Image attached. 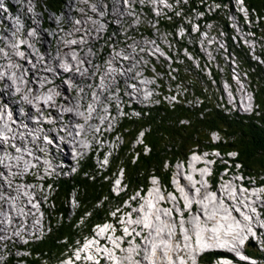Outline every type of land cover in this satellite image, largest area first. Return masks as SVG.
I'll list each match as a JSON object with an SVG mask.
<instances>
[{
	"label": "rangeland",
	"instance_id": "374dc122",
	"mask_svg": "<svg viewBox=\"0 0 264 264\" xmlns=\"http://www.w3.org/2000/svg\"><path fill=\"white\" fill-rule=\"evenodd\" d=\"M74 1H79V0H74ZM81 2H85L88 6H89V10L91 12H93V14L96 17H93V14L90 13V15L85 16V18L82 19H77L75 18L74 15H69V12L71 11H76L79 8L77 6H71L70 5V1L69 0H63V4L61 5L60 2L57 0V6L54 8H47L46 7V1L45 0H11V2L13 3V5L15 6V9H17V14L19 11H22L23 6H26V10L22 11V13L20 14V17L14 15L13 17H10L9 15H5V18L7 19L6 21L11 22V21H16L17 25L12 24L11 23V29H5V32L3 29H1V31H3V34H0V38L6 40V47H16L19 45H23L24 47L27 46V51L24 49V52L21 51H17V50H13V54H17V55H22L25 54L24 57H22V63L25 64L26 68H23V70L21 71V73L19 72V74H14V77H11L13 75V73L11 72L9 74V80L13 86V88L16 91L20 90L21 84L23 83V81L26 80L29 81V87L35 89V88H45V84L46 81L45 80H38L37 77L41 76L40 75V70L39 72H36V67L39 66L38 65V61H36L34 59V57L28 59V53H32L34 55V45L37 42V37L40 38V43L43 45V49L42 46L40 47L41 50L44 52L43 55H49L50 57H52L51 54V46H49V42L48 41H44L42 40L43 38L45 39H52V32H50L49 30L44 29L46 26L48 25H52V24H56L58 20V18L61 16H65V23L70 21V23H78L77 25H80L83 23L84 25L87 23L86 20H88L89 22V26H85L84 30H80L79 36H77V41H85L87 42L88 40H93L97 46H96V50L97 51H101L104 47H107V49L110 51V53L114 50L116 51L117 48L121 47V41L123 38L117 39L115 41H112L109 43L108 40H112L115 36L114 33L111 32V27H113V24H118L115 23L113 21V18H107L108 15V8H107V3L104 0H95L94 2H91L90 0H80ZM111 1V0H109ZM172 3L171 5L168 4L167 2H165L164 0H154L153 1V7L148 4V7L151 8V14H154L155 17H157L158 19H156L158 22H161V18H159V16L161 14H163V18H164V14L170 13L174 7H179L181 8L183 6L184 9H186L187 6H191L190 4V0H171ZM1 0H0V11L3 13L2 8L3 6L1 5ZM119 5H121V7H123V9L126 8V0H119L117 2ZM159 4L158 6H156V4ZM194 3V0H193ZM31 5V7H29ZM100 5L102 10H98L97 6ZM158 7V8H157ZM166 7V8H164ZM36 8V9H34ZM237 6L233 7V11L237 12ZM216 9V8H215ZM236 9V10H235ZM228 12V9H225ZM53 11V12H52ZM54 12H58L56 18H55V14ZM155 12V13H154ZM117 13H120V11H118ZM181 11H178L177 13L174 14V17L177 18L181 15ZM193 13V12H192ZM141 14H146L144 11L140 12V17L138 18V20H136L135 22H130V20H126L128 18H126L125 20H121L120 25L124 26L126 30L131 31L132 27H137L138 25H141L143 19ZM117 15V14H116ZM122 14L117 15V17L121 16ZM194 16V14H193ZM210 16V15H209ZM243 28L247 29V33H246V37L250 40L249 41H244L243 39H239L238 44L241 45L243 47V49L247 50V53L250 57L251 61L256 60L257 58L253 57V52L254 49L251 48L253 44H256V48H255V53L256 54H260V55H264V44L261 43L260 41L264 42L263 37L261 38L260 36H255L253 34V32H250L249 29H253L258 22H262L264 23V16L259 20L258 18H253V22H249L247 21L245 18L246 16L243 15ZM202 17V16H200ZM103 18V19H101ZM197 16H194V19H196ZM182 19V18H181ZM182 21V20H181ZM189 19H185L183 20V24L185 25H189ZM228 22V29L230 30V32H232V35L235 36V34L237 33L239 35V37L241 36L240 30H241V25L237 23V25H235V22H237L235 19H233V22H230V19H227ZM96 28H94L95 26ZM223 24H220L219 22H217L215 20L214 23H211L210 25H203V29L205 30V33L199 34L198 36V41L195 43L196 44V48H197V52L199 54L202 55V60H203V69L201 71V74L204 75V77L210 81V85L212 86V91L214 93H218L220 92V94L222 95V97H218V101L220 102L221 98L223 100V103H225L226 105L229 104L231 110H238V111H244L248 108V105L252 102L254 96L253 90L250 91L249 88H247L248 85H250L251 83V78L248 75H245V73H247L245 71V65L240 66V63H237L236 60V55L232 52H226L227 48L224 45L225 43V38H226V33L223 32L222 30L224 29L222 27ZM143 27H146V24L144 23L142 25ZM2 27V26H0ZM199 27V26H198ZM95 29L94 31H91L92 29ZM105 28H108L109 31L107 33H103V29L105 30ZM257 29V28H256ZM163 28L161 27L160 30H155L153 29V31H151V34L155 37V39L160 42L159 44H163L166 48H171L172 44H173V40H175L174 42L176 43L175 48L177 47V42L180 39L179 36L177 35L176 37L174 36V38H172L170 41H168L169 39L168 34L166 33V36L163 34ZM196 30V25H193V21H191L190 26H189V33H193ZM69 31L71 34L75 33V29L74 28H69ZM139 30L135 31V36L137 37L139 35L138 33ZM228 32V31H227ZM82 33V34H81ZM100 33V34H99ZM123 33V32H122ZM17 34H19V36H17ZM87 35V36H85ZM59 35L57 38L60 39ZM32 38L34 39L35 42H31L29 41V39L27 38ZM12 38H14L15 40H11ZM100 39V40H99ZM129 40H132V38L127 37L125 39L126 42H128ZM223 39V40H222ZM230 39L232 40L233 43L237 44V40L231 36ZM139 41V40H138ZM144 41L145 44V40H141L139 43H142ZM152 40H149V43L152 44ZM171 42V43H170ZM187 44L190 46H194L193 43L190 42L189 39L186 40ZM114 43V44H113ZM113 44V45H111ZM117 44V45H115ZM0 48V51L2 54L6 55L5 50H4V46ZM56 45V40L54 42V46ZM123 47V46H122ZM95 48V47H93ZM93 48H87L85 46V49L87 50L88 53H90L88 50L89 49H93ZM123 50H126L127 47H123ZM204 48V49H203ZM205 48H209L208 50ZM172 49H174L172 47ZM85 50V51H86ZM16 51V52H15ZM239 51H243L241 49H239ZM174 54H179L184 55V51H173ZM27 53V54H26ZM149 53V52H148ZM242 54V53H241ZM109 55V53H108ZM37 57V56H36ZM35 57V58H36ZM42 57V56H40ZM108 57V56H107ZM106 57V59H107ZM188 59H191V56L186 55L185 56ZM242 57V56H241ZM245 57V55H244ZM39 58V57H38ZM133 58H137V56H133ZM243 58V57H242ZM105 59V61H106ZM89 60V59H88ZM30 61V64H28V62ZM104 61V62H105ZM190 61V60H189ZM89 62V61H87ZM242 62V61H241ZM169 63V61L167 60V64ZM179 65L183 64L180 63L178 61ZM197 60L193 59V61L191 62L192 66L197 70L200 69V65L197 67ZM261 63L260 66L261 68L264 70V66H263V62H259ZM14 65V64H13ZM18 66V65H16ZM182 67V72L186 75V77H184L186 80L183 84H181V82L179 81L180 79L177 78V71L176 68H174L173 70L176 71V74L171 75L170 72H166V76L169 77L170 82L172 81H177V85L175 87V90H178L180 92V94H183L185 91L182 89L181 87L183 86H189L190 84L194 83L196 81V77H191L190 74L187 72V69L185 65H181ZM205 66V67H204ZM210 66V67H209ZM19 67V66H18ZM54 67V66H53ZM53 67H51L53 69ZM213 68V70L217 73V75L220 76V78L218 79V81L216 82H212V75L210 74V70L209 68ZM238 67V68H237ZM40 68V67H39ZM167 66H166V70H167ZM42 70V67L40 68ZM151 71H154V69H156V65L152 64L150 66ZM44 72V71H42ZM53 72V70H52ZM234 72H237L238 75H235ZM228 73L229 75V80L227 82L226 79V74ZM22 76V81L20 82V78ZM158 77L162 78L164 80V82L168 83V81L166 80V78L164 77L163 74H158ZM41 78V77H40ZM196 78V79H195ZM264 78V75H263ZM50 80V78H49ZM237 80V84L234 83V81ZM233 81V82H232ZM256 82H259L257 80V78H255ZM253 82V80H252ZM98 83H100L99 79H98ZM231 83V84H230ZM3 81H1V76H0V92L1 95H7L5 90H6V86L2 85ZM24 84V83H23ZM34 86V87H33ZM186 86V87H187ZM40 87V88H39ZM215 87V88H214ZM3 88V91H2ZM233 88V89H232ZM5 89V90H4ZM188 89V88H187ZM231 89H232V93H231ZM29 90V89H28ZM68 90V89H67ZM47 91H49L47 89ZM26 93V92H25ZM29 93V92H28ZM233 95L232 96H230ZM218 96V95H217ZM9 98V96H8ZM8 98L6 100H8ZM27 98V96H26ZM14 100V99H13ZM31 101L33 103L34 100L30 99L28 97L27 103L31 104ZM232 101H234V103H232ZM249 102V104L245 103ZM128 105L131 104V102L127 103ZM32 105V104H31ZM36 104L33 105V107H31V109H35ZM21 105H18V108H20ZM11 108V107H10ZM62 111L66 112L68 111L67 106L65 105V107L61 108ZM11 111L14 112L11 108ZM79 111V110H77ZM61 111L58 110V120H61L62 122L64 121L63 118L59 115ZM0 114H1V109H0ZM5 116L7 117L6 113H4ZM15 119L14 120H19L20 115L18 113L15 112ZM18 115V116H16ZM66 120V119H65ZM23 121V120H22ZM43 122L46 123L47 125H49V129L52 130L53 133H55V127L52 126L51 122H46L43 119ZM66 122V121H65ZM64 122V123H65ZM61 130H64L62 127H60ZM2 136V135H1ZM212 141H217V136L216 135H212ZM68 143V141H67ZM64 151V148H63ZM99 151V149H98ZM146 152V151H145ZM144 152V153H145ZM214 154H203L201 156H198L197 154H193L190 155V157H187L185 159V165H181L180 163L174 164L172 167V177H171V182H175L176 187L174 186V184H172L171 190H167L166 195H168V199L171 203V207H169L168 209H164L161 213H157V211L160 210V207L155 206L153 204V196L155 198V196H159L158 194H154L153 191H149L147 193L146 196H144L143 198H138V202L139 204L135 205V206H130L129 204H126L124 206L125 211H123L119 217H118V221L113 223V226H111V224H109L108 226L103 227L102 229H98L95 230L93 232V235H102V231L105 230H109L111 232V234H113L115 236V240H118L119 242H117L118 244H123L121 246H119L120 251H121V264H152L155 263V256L157 252H161V256L157 257L156 260H173L175 254L179 255L180 254V250L177 249L175 250L173 243L176 242L177 240H172L173 237L170 236L169 234H171L172 232L175 231V228L177 229L176 232H174V235L177 233L179 234V238H184L183 234L186 233V230L190 233V236H194V235H203L205 234V230L203 231V229H206L205 227H210L212 229H218L221 230L222 229H231L232 233L238 232L237 228L241 229L240 223L238 221V218H242L240 215H244L247 216V218H252L253 219H259L256 222H254L253 219H251V221L254 222L253 226L248 227V223L247 221H244V227H245V231L241 230L243 232H248V228H250L249 230L251 231V233L254 234V236H257V232L258 229L262 230V227L264 225V219L262 218V215L260 216L258 213V216H254L251 212H250V208L249 206L254 209L253 204H250L247 207V203H255L256 198L257 199H263L264 200V194L262 196V191L264 190L263 188H258L257 187V183H253L250 182L249 180L242 178L243 186H245V184L248 185V190H251L250 194H243L241 193L238 188L236 187L237 185V181L236 180H240L239 176L235 177V176H229L228 178H226V181H224V184L222 185V187L225 188V190L228 191L227 192H223L221 189V187L219 186V183L217 182L220 177L222 176V173L219 174L218 178L216 177H212L210 178L211 181H213L214 184V188L211 187L210 181L208 179V183H205V180H203V177L198 175V180L196 179V174H201L202 171L204 173H206L207 175L211 174V170L214 171V169H211V167H204L203 169H194V165L196 164V159L200 158L203 159L207 156H215L214 158L217 160V164H221L223 163L224 159H226V157L222 156V155H215ZM231 159H233V155L230 154ZM82 159V158H81ZM214 159V160H215ZM214 161L209 160V163L211 164ZM208 163V165H209ZM215 165V164H214ZM216 167V166H215ZM44 175L46 174V171H44L42 169ZM65 178V175L64 177ZM44 179V178H43ZM200 186L197 184V182H200ZM185 182H188L189 185H191V191H194V193H190V191L188 192L187 189L184 190ZM182 183V184H181ZM196 186L198 187H195ZM202 184V185H201ZM256 184V185H255ZM48 185V184H47ZM185 185V186H183ZM205 186L206 188L208 187L209 189H207L209 192L206 193L205 196H209L210 199L213 200L214 196H217L213 190L216 189L220 192H222L224 194V196H226L227 200L229 201V205H221L220 203H223L222 200L220 199V202H218V204L215 205V208H213L212 206L208 205V201L207 200H199V198L196 197V195L198 193H200V187L201 186ZM242 185H238L239 188H241L242 190L244 189ZM49 187V185H48ZM173 187V188H172ZM211 187V188H210ZM254 187L255 190H253L252 188ZM175 188V189H174ZM111 191L117 193L113 188H111ZM162 191L164 192V189H162ZM51 196H53V194L55 193V189L51 190ZM174 192L177 194V196L174 194ZM213 192V193H212ZM246 192V191H245ZM252 193H254V200L250 199L249 195H252ZM114 194V193H113ZM190 195L191 200H189L190 198H187L186 195ZM261 194V195H260ZM257 195L261 196V197H257ZM152 196V197H151ZM137 197V196H136ZM135 197V198H136ZM134 198V200H135ZM149 200V209L146 206L147 203H143V201H148ZM160 198L161 195H160ZM178 198L181 199V203L178 202ZM236 198V199H235ZM168 199H166L165 201H168ZM192 199L194 200L193 202H195L196 204H199L201 206L200 212H192L188 214V216L186 218H180L177 216L176 220L172 219V217H170L169 215H171V212L176 211L177 215L180 214V211L178 209V205L185 203L184 206L186 207H190L191 203H192ZM247 200V201H246ZM168 201V202H169ZM219 201V199H218ZM224 201V200H223ZM157 203L160 202V200H156ZM257 202H261V201H257ZM263 202V201H262ZM155 203V201H154ZM173 203V204H172ZM206 204V205H205ZM151 206H153L152 210H151ZM208 206V207H207ZM220 207H222V209L224 208L225 210V215L221 216L218 215V212L215 211V209H218ZM226 206V207H225ZM261 207L260 205H257L256 207ZM205 211L208 213V211H214L213 213H215V217H218L219 220V224H217V222L215 221V219H213L211 221V223H209L210 221H205L202 222L203 220H200L201 218H207L212 217L213 213L210 214H206ZM184 210V209H183ZM150 211L152 213V215L149 214ZM199 213V214H198ZM235 213L236 215H238L239 217L237 218H232L233 220H236V222H233V225L229 224V223H225L226 226H224L220 220L222 219H230V216L233 217L231 214ZM167 214V216H165ZM169 214V215H168ZM201 215V216H200ZM155 216V217H153ZM202 216H207V217H202ZM116 218V217H115ZM207 220V219H205ZM216 223V224H214ZM134 224H139L141 226H135ZM152 228H151V226ZM134 225V227H133ZM236 225H239V227H236ZM150 226V227H149ZM204 226V227H203ZM146 228L148 227L149 230L147 229L146 232L148 234V236H143L141 234V229L142 228ZM144 228V229H145ZM118 229V230H117ZM166 229V230H164ZM199 230H201L199 232ZM135 231V232H134ZM160 232H162L163 235H161V238L158 237V234H160ZM169 232V234L167 233ZM156 235V237H155ZM176 236V235H175ZM186 236V234H185ZM160 238V239H159ZM177 238V237H176ZM262 238V237H261ZM263 240V238H262ZM181 241L183 242V239H181ZM200 240H198L199 242ZM258 240H254V238H249L248 240H246V247L240 249V251H238V254L244 255V259H248L247 256L244 254L246 249L249 247L252 250L256 251L255 253L252 254H256L259 256L264 255V246L260 247ZM111 242V241H110ZM182 245L181 248H183L184 246H186L184 243H180ZM188 247L191 250H195V253L199 254L200 251L197 249H195L193 246H191L188 242ZM184 245V246H183ZM145 246V247H144ZM150 247H155L156 250L155 252L153 251L154 248L149 249ZM167 247V249L165 248ZM195 247H199L198 243H195ZM113 245L110 244L109 248L107 249L109 252H111V258L113 259V257L115 256L113 250ZM116 248V247H115ZM143 248V249H142ZM173 254L174 256L171 257L170 254ZM207 253H213V252H207ZM216 253V254H215ZM213 253V255H204L203 256V261L206 264H224L226 262V264H256L257 262L259 264L263 263L262 260L257 259L255 256L254 259H250L249 261L243 260L244 262H242V260L237 257L235 254V251H227V250H219L218 252ZM186 254V255H185ZM28 255H32L31 253ZM183 256H189L190 252L188 250H186L184 253L180 254ZM224 255L227 256H231L230 257V261H227V257H225ZM234 257H233V256ZM19 256V254L15 255L14 258H17ZM91 256V254H90ZM90 256L86 259H84L85 263L88 262V260L90 259ZM163 256V257H162ZM222 256V257H221ZM224 256V257H223ZM186 257H184V260H186ZM30 258V257H28ZM194 259V257L192 258V260ZM177 261L173 260V263H175ZM208 262V263H207ZM234 262V263H233ZM246 262V263H245ZM10 264H14L12 262V260L9 261ZM170 264V263H167Z\"/></svg>",
	"mask_w": 264,
	"mask_h": 264
},
{
	"label": "trees",
	"instance_id": "16d2710c",
	"mask_svg": "<svg viewBox=\"0 0 264 264\" xmlns=\"http://www.w3.org/2000/svg\"><path fill=\"white\" fill-rule=\"evenodd\" d=\"M45 1L48 9L56 7L58 3L57 0ZM58 1L63 4V0ZM205 1L217 2L220 6L230 3V0ZM194 2L199 4L197 0ZM246 5L255 15L261 17L264 14V0H246ZM220 12L224 13V8ZM214 18L216 16L212 19ZM217 21L227 30L225 15L221 16L220 13ZM170 22L161 23V27L171 31L178 20L172 19ZM259 24L254 31L264 39V23ZM261 43L264 44L262 41ZM191 50L196 56L195 48ZM232 51L240 66L245 65V71L251 78L248 86L254 92L257 110L249 115L226 112L222 99L221 102L218 101V97L222 95L220 92L214 93L210 81L201 74V58L197 60L201 66L197 70L187 59L183 60V64H175L176 75L178 79L181 78V84L186 80L181 65L187 66V72L191 77H196V81L186 85L187 87H181L185 91L183 94L175 90L178 83L174 81L172 87L176 92L177 103L154 105L147 108L141 118H125L119 123L118 133L123 135V141L118 152L109 158L107 173L99 172L89 159L81 163L80 172L71 181L61 179L57 183L52 199L57 211L63 216L59 215L58 221H62L52 225L49 235L33 247L31 258L26 259V264H58L60 257L76 241L91 233L93 225L110 220L114 211H119L122 207L125 199L147 187L150 177L168 187L173 165L184 160L193 151L213 150L224 155L233 153L231 155L234 160L227 162L239 167L240 172L250 179L264 184V70L259 64L251 63L244 51L235 48ZM210 74L212 82L218 81L219 75L212 68ZM140 131L144 134L145 149L138 144V148L133 146ZM212 133L219 136L218 141H212ZM220 166V169L226 167ZM117 170L123 172L126 195L115 196L110 189L109 178ZM218 172L215 169V177ZM71 189L76 193L78 206L69 219L66 201ZM245 252L255 257L258 254H252L256 251L249 247Z\"/></svg>",
	"mask_w": 264,
	"mask_h": 264
},
{
	"label": "bare ground",
	"instance_id": "6f19581e",
	"mask_svg": "<svg viewBox=\"0 0 264 264\" xmlns=\"http://www.w3.org/2000/svg\"><path fill=\"white\" fill-rule=\"evenodd\" d=\"M69 1H70V5L71 6H77L79 8L76 11L74 10V11L69 12V15L73 13L76 16V18L82 19V18H85V16L90 15V13L93 14V12H91L89 10V6L85 2H81L80 0L79 1L69 0ZM90 1L95 3V0H90ZM104 1L107 3V8H108L107 18H118V20H120V21L123 20V18H120L119 16L117 17V15H116L118 11H122L123 10V7H121V5H119L117 3L119 0H111V1L104 0ZM97 8H98V10H102V8H101L100 5H98ZM181 8H183V6ZM187 8H189V7L187 6L186 9ZM25 10H26V6L24 5L23 8H22V11H25ZM22 11H19V14H21ZM93 17H96V16L93 14ZM151 17H152L151 22L154 23V24H157L158 21L156 19H158V18L155 17L152 14H151ZM126 20H128V19H126ZM86 22L87 23L85 25L82 23L81 26H80V25H77V24H74V23H70V21H68L65 24L64 30L62 32L58 33V36L61 35L60 36V39L59 38H54V39H51V40L50 39H45V38L42 39L44 41L45 40L48 41L49 42V46L52 47L51 48L52 57H50L49 55H44V57H40L39 56V58H38V56H37L36 58H34L36 61H38V65L39 66H37V68L39 70H41L39 67H42L43 64H46V66L48 68H51V67L54 66L53 67L54 70H53V72L51 74L44 75V76L42 75V77H44V78L37 77L38 80H41V79L42 80H45L46 77H49L50 78V81L47 82L45 88H42V89H38V88H35L34 89L33 88V91L31 93V92L28 91V89H29V81H27V82L25 81L26 83L24 85H23V83L21 84V87H20V90L19 91H14L13 86L6 79H1L3 82H5V86L7 88V92L8 91L10 92V96L8 95V93H6L7 94L6 96L1 95V93H0L1 104L2 105L5 104L9 108V110H10V112L12 114V119H15V115L14 114H15V112L18 113L17 112V104H16V101L15 100L16 99L20 100V104L21 105H24L26 107V115H25V117L24 118L19 117V119H23L25 121V123H24L25 124L24 125L25 128H29L31 126V124H30L29 120L27 119V117H29L32 114H36L35 111H33V109H31V107H33L34 103L36 105H38V106L40 105V108L42 110H45V108H43V102L44 101H49V103H51L49 105H51V106L49 108H46L45 111L52 112L54 116H57V110H60L61 108L65 107V105L68 106V109H70L72 113L73 112H77V109L79 107L80 101L84 103L87 100V94H88V91L89 90L87 88H84V91L82 93H79V94H77L76 92H74L73 88H71L70 90H67V89H65V84L63 82V79L66 76H68L70 79H72L70 77V73L73 72V71H75V70H81V61L85 62L88 73H83V77L82 78H78L76 80L75 84H79L80 82H84L85 80H87L90 77V73L91 72H94V73H96V72H99V73L100 72H105L106 63L104 61H105L106 57L109 56L108 53L110 54V51L107 49V47H104L101 51H97L96 50L97 44L92 39L91 40H88V38H86L87 39V42H85V41H82V42L77 41V36H79L80 30H84L85 31L84 27L85 26H87V27L89 26L88 20H86ZM94 26H95V24H94ZM69 28H74L75 29V33L74 34L73 33L71 34L69 31L66 32V30L67 29L69 30ZM94 28H96V26ZM94 28L91 31H94L95 30ZM85 36H87V35H85ZM27 39H29V41H31V42H35L34 39H32V38H29L28 37ZM55 40H56V45L54 46ZM5 43L6 42L4 40H2V46ZM138 44H139V47L140 48L143 46L142 43H138ZM85 46L87 48H93V47H95V48L89 49L88 51L90 53H88L87 50L85 49ZM24 49L25 48H24L23 45H19V46H16V47H10V46L9 47H4V50H5L6 55H4V54H2L0 52V71H2V74H10L11 72H13L14 74H19V72L21 73V71L23 70V68L26 67L25 64L22 63V57H24L25 54L17 55V54H13L12 51L13 50H17V51L24 52ZM42 49H43V45H42ZM74 50L77 52L76 59H72L69 56V52L70 51H74ZM125 51L126 52H130L131 55H132V57L136 55L132 51V48H127ZM40 61H43V63H41ZM87 61H89V62H87ZM13 64L19 66L17 70L13 66ZM58 65H60L62 67H69L70 70L68 72L61 73L59 71V69H58ZM101 76L104 79L107 78V74L106 73H102ZM6 78H8L7 75H6ZM92 79H94V76H92ZM21 81H22V76L20 78V82ZM94 83H95V85L97 84V81L95 79H94ZM52 87H53V90L57 89V92L61 96H63V100L61 98H58V102H57L55 96H53L51 94V92L47 91V88L51 89ZM12 95H13V97L10 98ZM47 95L52 96V97H50L49 100H46ZM8 96H9V98H8ZM26 96H27V98H26ZM28 97L30 99L34 100L33 103L31 101V104L32 105L29 104V103H27ZM7 98H8V100H6ZM51 100H54V102H52ZM106 100L107 99L105 97L102 98V101H106ZM39 102H40V104H39ZM10 107L12 108V110L14 112L11 111V108ZM97 112H100V107L97 110ZM16 116H18V115H16ZM67 119H68V122L66 123V125H62L60 121H58L57 124H58V126H62L65 130H67L68 133L71 134V133H73V129H72L73 122L75 120H77V119H80V117H79V114H76L75 113L74 115H68V118ZM10 130H13L15 132L17 131V130L14 129L13 126L10 127ZM72 140L73 141L77 140V136L76 135H73ZM63 148L65 150V147L63 145H60L59 146V149L62 150V151H63ZM197 177H198V174H196V179L198 180ZM200 183H201V180H200V182H197V184L199 186H200ZM185 185H183V186H185L184 187V190L187 189L188 192L190 191V193L193 194V191H191V189H190L191 188V185H189L188 182H185ZM207 189H209V188L208 187L206 188L204 185L201 186L200 187V193H198L196 195V197L199 198V200H207L208 201V205L209 206H212L213 208H215V205L218 204V202H220V199L223 202V203H220L221 205H226V206L229 205V201L227 200L226 196H224V194L222 192L219 193V191L216 190V189H214V190L216 191V195L217 196L214 195L213 200L210 199L209 196H205L206 193L210 191V190L208 191ZM252 189L255 190L254 187ZM221 190L224 193L225 192L228 193V191L225 190L224 187ZM176 193L174 192V194L177 196ZM36 195H42V193L39 190H37L36 191ZM186 196H187V198H190L189 200H191V197H190L189 194L186 195ZM246 196H247V194H246ZM249 196H250V199L254 200V193H252V195H249ZM218 199H219V201H218ZM180 201H181V199L178 198V202L179 203H181ZM193 201L194 200L192 199V203H191L192 205H191V207L194 208V212H200L201 206L199 204L194 203ZM51 202L52 201L50 199L48 200V199H46L45 196L42 195V210H50V203ZM164 202H165V204H169L168 201H164ZM136 203H138V199H136L135 204ZM246 204H247V206H249L250 204H253V206L260 205L261 207L258 206V208L262 212V218L264 219V202H257V201H255V203H253V202L247 203L246 202ZM203 209L205 211V208H203ZM215 211L218 212V215H221V216H224L226 214L224 208L222 209V207H220V206H219L218 209H215ZM213 212L214 211H208V213H207L205 211L206 214H210V213H213ZM8 213H10V215H13V216L16 217V223H18L19 217L22 220H24V222H26V219H27L26 207L25 206H22V204H16V203H13V202H4L3 204L0 205V214H8ZM38 213L42 215L43 219H45V212H38ZM187 214H188V212H187ZM187 214H184L185 217H187ZM150 215H152V213ZM231 215L233 217L230 216V219H222V220H220L221 223L224 226H226L225 223H229V224L233 225V222H236V220H233L232 218L235 219V218L239 217L235 213H232ZM58 217H57V221L60 218V217L59 218ZM153 217H155V216H153ZM202 217H207V216H202ZM205 219L206 218H201L200 220H203L202 222L209 221V220H205ZM251 219H253V217ZM238 221L240 223L241 229L240 228H237V231L238 232H240L241 230H244L245 231V227H244V224H243L244 223L243 219L242 218H238ZM209 223H211V221ZM134 225L141 228V226L139 224H134ZM134 225H133V227H134ZM150 226H151V224H150ZM151 228H152V226H151ZM147 229L149 230L148 227H146L145 229L142 228L140 230L141 231V234L143 236L144 235L145 236H148V234L146 232ZM239 229H240V231H239ZM164 230H166V229H164ZM176 231H177V229H176ZM207 232L208 231H205V234H207ZM232 234L235 235V233H232ZM41 235H42V231L39 232L38 237H41ZM161 235H163L162 232H160V234H158V237L161 238ZM257 235H259L260 237H262L263 240H264V231L263 230L258 229ZM179 236L180 235L176 233L177 239L179 238ZM155 237H156V235H155ZM172 240H175V239L173 238ZM179 250H180V254H182L187 249H186V246H184L183 248H181ZM160 254H161L160 252H157L155 258L157 259V257L161 256ZM170 255H171V257L174 256L173 254H170ZM202 259H203V254H201V255H199L197 257V260H202ZM173 260L177 261L175 259V256H174ZM227 261H229V260H227ZM77 264H79V263H77ZM156 264H166V262L165 261H161V262L159 261ZM173 264H180V263L177 261V262H175ZM256 264H259V263L257 262ZM261 264H264V262L261 263Z\"/></svg>",
	"mask_w": 264,
	"mask_h": 264
},
{
	"label": "built area",
	"instance_id": "2783aa9c",
	"mask_svg": "<svg viewBox=\"0 0 264 264\" xmlns=\"http://www.w3.org/2000/svg\"><path fill=\"white\" fill-rule=\"evenodd\" d=\"M167 102H168V104L172 105L174 102H178V100H177V98H174L173 100H169ZM18 190H23V188L19 187ZM5 192L6 193L4 194V198L0 199V205L3 204L4 202H13L16 204H22V206L26 207L27 217L31 216V214H33V212H37V210H39V212H45L46 227H48V223L51 219L57 220V217H55L56 215H54V213H53L54 203L53 202L50 203V210H42V195H36V191L34 194L36 199H34V200H21V199L14 198V197L10 196L8 194L9 193L8 190H6ZM74 204H76V202L73 201V205ZM12 220L14 221L13 223H16V217L13 215H10V213L0 214V227L2 228L3 222H6L7 224H9L10 221H12Z\"/></svg>",
	"mask_w": 264,
	"mask_h": 264
},
{
	"label": "clouds",
	"instance_id": "9594fccd",
	"mask_svg": "<svg viewBox=\"0 0 264 264\" xmlns=\"http://www.w3.org/2000/svg\"><path fill=\"white\" fill-rule=\"evenodd\" d=\"M246 1V0H245ZM249 11H250V8H249Z\"/></svg>",
	"mask_w": 264,
	"mask_h": 264
}]
</instances>
